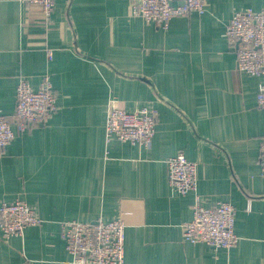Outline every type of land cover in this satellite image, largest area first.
<instances>
[{"label": "crops", "instance_id": "0c3cea01", "mask_svg": "<svg viewBox=\"0 0 264 264\" xmlns=\"http://www.w3.org/2000/svg\"><path fill=\"white\" fill-rule=\"evenodd\" d=\"M245 9L264 0H210L163 29L133 18L130 0H55L49 22L23 0H0V113L14 114L21 78L37 90L46 74L58 106L0 152V204L21 198L42 220L8 241L0 231V264H73L61 223L120 216L127 264H264L260 79L238 69L226 36ZM112 101L157 110L150 148L106 141ZM178 153L198 164L196 193L169 184ZM196 195L236 208V246L183 240Z\"/></svg>", "mask_w": 264, "mask_h": 264}, {"label": "built area", "instance_id": "2783aa9c", "mask_svg": "<svg viewBox=\"0 0 264 264\" xmlns=\"http://www.w3.org/2000/svg\"><path fill=\"white\" fill-rule=\"evenodd\" d=\"M25 4L40 8L45 22L51 20L55 0H23ZM159 7L148 6L143 0H130L131 15L147 23L169 28L171 20L187 17L193 12L204 14L210 0H157ZM226 36L235 46L238 69L260 79L257 103L264 110V10L245 9L234 12L227 25ZM52 58V51H48ZM109 105L106 118V141L152 146L158 123V112L143 107L130 112ZM57 97L49 74L43 76L37 90L26 78L17 86L15 111L12 116L0 113V152L18 135L31 128L47 124L57 112ZM260 170L264 175V138L260 147ZM169 184L180 195L196 193L198 164L183 153L167 160ZM236 208L229 202H218L205 207L198 195L193 205V217L183 226V240L192 244L230 249L239 242L235 232ZM42 223L37 211L21 198L0 204L1 238L8 241L20 237L27 227ZM61 235L73 264H127L125 260L126 223L122 216L111 222L94 223L64 221Z\"/></svg>", "mask_w": 264, "mask_h": 264}, {"label": "bare ground", "instance_id": "6f19581e", "mask_svg": "<svg viewBox=\"0 0 264 264\" xmlns=\"http://www.w3.org/2000/svg\"><path fill=\"white\" fill-rule=\"evenodd\" d=\"M143 1L148 6H152V7H159L160 6V2L157 0H143Z\"/></svg>", "mask_w": 264, "mask_h": 264}]
</instances>
